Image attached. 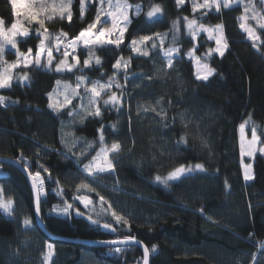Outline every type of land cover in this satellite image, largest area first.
<instances>
[{"label":"trees","instance_id":"obj_1","mask_svg":"<svg viewBox=\"0 0 264 264\" xmlns=\"http://www.w3.org/2000/svg\"><path fill=\"white\" fill-rule=\"evenodd\" d=\"M127 1L140 5L141 11L130 16L119 47H97L90 58L88 49L79 45L80 63L72 72L20 66L12 72L10 87L0 89L9 106L0 124V141L6 146L0 154L22 158L29 171L41 173L39 212L44 228L66 239L51 240L37 226L25 177L13 165L0 163V192L12 201L9 214L0 209V264H41L46 243L53 247L51 264H142L138 245L118 246L121 251L116 252L117 246L75 242L125 236H134L149 248V264H264V155L244 159L252 170V179L245 181L238 146V127L245 119L257 123L259 142L264 145V29H257L259 39L253 47L239 24L243 4L222 7L220 12L213 7L204 14V9L192 12V0L179 7L176 0ZM245 1L264 5L262 0ZM153 5H160L162 13L150 20L146 13ZM95 7V0L86 2L82 20L80 0H73L71 22L52 20L47 23L55 30L51 33L63 30L69 38L75 37L93 22ZM185 16L208 26L223 25L227 43L223 56L207 55L215 41L205 33L192 40L184 27ZM0 18L5 25L13 22L9 0H0ZM177 20L180 31L173 44L169 36ZM156 33H167L164 46L179 49L171 68L159 47L145 43L148 56L132 51L133 39ZM36 38L30 35L19 39V44L30 42L35 47ZM190 49L215 69L207 80L196 78L192 59L186 56ZM95 56L101 58L99 65ZM121 57L129 61L126 73L113 68ZM89 58L91 63L85 67L83 61ZM25 72L27 79L16 77ZM114 73L121 82L118 108L100 102L102 116L83 120L68 114L77 98L59 111L49 108L48 94L57 80L73 82L79 75L106 80ZM101 126L105 142H118L121 150L112 157L113 172L88 177L83 165L101 146ZM77 138L90 141V149L73 145ZM81 152L84 155L79 156ZM196 164L205 170L185 173L167 185L155 179L181 165ZM82 183L92 190L78 188ZM77 196L93 203L85 208ZM100 196L105 198L103 205ZM66 204L72 207L64 213ZM109 204L129 225L116 223ZM54 207L62 214L54 213ZM89 216L99 224L91 223ZM25 218L31 222L29 227H23ZM104 223L116 230L103 228Z\"/></svg>","mask_w":264,"mask_h":264},{"label":"snow or ice","instance_id":"obj_2","mask_svg":"<svg viewBox=\"0 0 264 264\" xmlns=\"http://www.w3.org/2000/svg\"><path fill=\"white\" fill-rule=\"evenodd\" d=\"M242 0H203L202 3L198 2V0H192V12L196 13L201 9L210 11L213 7L215 8L216 12H220L221 8H230L234 3H240ZM264 2V0H262ZM13 10V16L17 17L19 13L17 12V5L22 4L24 6V20L14 19L10 26L5 25V21L3 18H0V89L10 87L11 81L14 78L12 75V70L20 66L21 60L23 61V66L28 68L29 66H36V67H47L49 70L54 62L53 56V47L49 46L53 35L49 32L48 28L45 26L46 22L52 21L56 16L60 19L67 18L69 22L72 19V0H59L58 3H52L51 5L48 4L47 0H9ZM108 8L107 10L104 8L105 0H99L100 7L97 9V13L93 22L89 23L85 28L81 29L78 35L75 37L69 38L68 33L61 30L58 34H55V51L59 52L61 50V46H63L62 56L63 58L59 60L58 63L55 64V70L57 72H72L77 65L80 63L78 57L75 55V52L78 46L82 43L85 48L89 51L90 58L94 55V49L97 47H103L108 44H114L117 47L123 42V36L127 28V24L130 23L128 10L133 7V5L129 4L127 0H107ZM185 0H176V4L179 7L180 5L184 4ZM250 3L245 5V13L249 11ZM136 14L139 15L141 8L140 5L135 6ZM252 11L255 12L254 6H252ZM86 12V3L85 0H80V18L83 20L85 17ZM162 13V7L160 5H153L151 9L147 12V17L151 20L157 17L158 14ZM102 14L106 17L102 19ZM253 19H257L254 15ZM108 19L111 20V28L105 27L104 25L107 23ZM240 20L246 19V16L238 17ZM184 20V27L186 28L188 34L192 37V40L195 41L197 36L201 33H207L209 40H215L216 47L214 49L209 48L207 55L210 56L213 52L218 53L220 56L224 55V50L227 48L226 40L223 36V25L217 24L214 26H206L205 24L198 22L197 19H189L187 16L183 18ZM259 20H264V16H261L258 19L259 27L264 28V22H259ZM24 21L27 22L28 25H39L38 28L35 29L36 34L39 37V43L37 45V50L35 52L34 58H32V48H28L27 53L21 52L18 47V37H27L30 34L29 27L25 26ZM100 27H97V25ZM123 24V26H121ZM240 27L247 33L248 38L253 41V47H256V40L259 39L256 36L255 31L253 28L246 26L245 24H241ZM42 30V31H41ZM179 21L173 22V44L177 41V34L179 33ZM118 33V35H115ZM167 33L159 34L156 33L154 36L144 35L139 37V41L137 39H133L131 41V48L133 52H137L141 55L148 56L149 51L142 46L145 42L152 41V48H156L157 44L155 43L156 39H159L160 50L167 61V66L171 68L173 66V59L174 54L179 53V49L174 46H169L167 48L164 47V42L167 37ZM112 37V38H107ZM138 44L141 47H138ZM10 46L12 49H15V53L17 56V60L14 62L9 63L5 60V51L6 47ZM71 49V53L69 51ZM195 49H190L187 55L190 58H194L197 65V79L207 80L209 76H211L215 69L211 68L207 63H202L200 57H194ZM46 54V64L42 62V57ZM71 54V63L68 62V57ZM85 59L83 61V65L88 67L91 63V59ZM95 63L100 64L101 58L99 56H95ZM129 61L124 60L122 57L118 58L116 62L113 64V68L119 71L121 67H123L125 73L127 72ZM27 73L25 72L22 79H27ZM117 88H121V85L115 81V73L113 77H110L109 80L105 83H101L100 81H92L90 86L87 83V77L83 75H79L76 77V86L75 88L72 87L69 83H63L60 80L56 81L58 86H63V92L59 93L63 95V100H57L55 103L52 102L53 93H49V108L53 109L54 111H59L63 108H66L68 105L72 103V100L75 98H80L83 101V97L81 93L78 91L81 86L84 87V93L88 94V105L85 106L83 102L80 105V108L84 111V117L82 120L87 116L93 117H101L102 110L99 106L101 99L104 95L110 93L108 95V99H103V105L108 106L111 105L114 108H118L121 106V94H117V92L111 91L113 84ZM54 92H58V89H54ZM4 97L0 96V104L4 103ZM147 110V109H145ZM155 110V109H153ZM69 116L79 115V113L75 111H70ZM159 114V113H158ZM249 121H246L247 124ZM245 124H241V132L245 128ZM115 127V125H113ZM100 133L99 142L101 147L96 154L92 156L91 160L83 165L82 171L87 174L88 177H94L99 173L110 172L114 171L115 165L111 158L112 154H117L121 150V145L118 142H113L110 146L105 143V138L103 135V126L98 129ZM183 139V138H182ZM259 137L256 134L255 126L252 129V136L251 140L247 141V144L244 143L243 138L240 146L241 155H253L254 151L256 150L255 145L257 144ZM63 142V141H62ZM75 142H73L74 145ZM67 146V145H66ZM91 147V145H89ZM71 150V148H69ZM262 153H264V148L259 149ZM84 155L83 152L79 154V156ZM79 158V157H78ZM17 163H24V171H26L29 175V178L32 180V187L35 193L36 198V211L39 214V202L40 196L43 191V179L41 178V173L39 171L32 173L29 171L27 163L22 160V158H18ZM194 170L204 171V165L196 164L193 168L192 166H184L181 165L171 172L168 173L166 177H161L157 175L155 179L158 182L164 183L167 185L169 181L178 180L181 178L185 173H191ZM47 172V169H44ZM244 179L250 180L252 176L249 170H245ZM85 188L90 189V185L88 183H82L78 186V188ZM227 187V184H226ZM76 199H79L82 204H84L85 208H87L90 204L93 203L88 197L86 196H77ZM101 205L106 203L105 198L100 196ZM72 205L66 204L65 207L62 209L64 213H67L68 209L71 208ZM12 208V201L9 200L7 203L0 200V209H3L5 212H10ZM108 210L111 212V216L115 219L117 224L121 222L127 226L129 225V221L125 219L122 215L117 214L116 211L112 210V206L108 205ZM79 213V211L77 212ZM99 214V213H98ZM91 223L99 224V220H93L91 216L88 217ZM25 227L30 226V220L25 218L23 221ZM105 229H109L111 231H115L116 229L112 226L111 223H104L101 225ZM129 242L133 243H140L136 240L134 236H125L121 240H111L105 241L103 243H107L109 245H121V244H128ZM48 248L51 249L52 245L49 244ZM116 252H120L121 248L116 247ZM152 252L156 251V246L153 245ZM51 255V253H49ZM48 257H45L47 260ZM255 260V255L253 256ZM143 264H149V248L144 247L143 250Z\"/></svg>","mask_w":264,"mask_h":264},{"label":"rangeland","instance_id":"obj_3","mask_svg":"<svg viewBox=\"0 0 264 264\" xmlns=\"http://www.w3.org/2000/svg\"><path fill=\"white\" fill-rule=\"evenodd\" d=\"M73 1V0H72ZM92 2L93 0H86V2ZM47 2H48V4L49 5H51L52 3H58L59 2V0H47ZM85 2V3H86ZM128 2V1H127ZM198 2H200V3H202L203 2V0H198ZM113 3H115V0H113ZM129 3V2H128ZM250 3V7H249V11L247 12V13H245V5H248ZM130 4V3H129ZM235 4H243V11H242V13L239 15V17H241V16H246V19H244V20H240L239 19V24L241 25L242 23L243 24H245L246 26H248V27H251V28H253L254 29V31H255V34H256V36H257V29H259V30H261V29H264V28H260L259 27V23H258V19L261 17V16H264V5H263V7H259V6H257V5H255L254 4V2L253 1H250V2H248V1H245V0H242V2H240V3H234L233 5H235ZM95 5H96V7H95V14H94V18H95V15H96V13H97V9L100 7V4H99V0H95ZM135 6L136 5H133V7L132 8H130L129 10H128V16H129V19H130V16L131 15H135L136 14V9H135ZM252 6H254V8H255V12H253L252 11ZM104 8L107 10V8H108V3H107V0H105V4H104ZM24 11H25V9H24V6L22 5V4H19L18 3V5H17V12L19 13V15L17 16V17H14V19H20V20H24ZM256 16L257 17V19H253L252 17L253 16ZM146 16H147V13H146ZM158 16H160V14H158L157 15V17ZM101 18L102 19H105L106 17L102 14V16H101ZM148 18V17H147ZM156 18V17H155ZM55 19H60L58 16H56L53 20L55 21ZM67 19V18H66ZM149 19V18H148ZM189 19H196L195 17H193V18H189ZM198 20V19H197ZM49 22H52V21H49ZM49 22H46V27L48 28V30H49V32L51 33V32H53V31H55L54 29H52L51 27H49V24H47V23H49ZM198 22H200L199 20H198ZM259 22H264V20H259ZM24 23H25V26L26 27H29V31H30V34H29V36L30 35H35V36H37L38 37V35L36 34V31H35V29L36 28H38L39 27V25H35L34 23L32 24V25H28L27 24V22L26 21H24ZM11 25V23H9V24H7L6 25V27L7 26H10ZM51 25H57V23L56 24H51ZM59 25V24H58ZM105 27H108V28H111V20L110 19H108V21H107V23L104 25ZM121 26H123V24H121ZM206 26H208V25H206ZM97 27H100V25L98 24L97 25ZM42 31V30H41ZM59 32L58 31H56V33L55 34H58ZM204 33V32H203ZM115 35H118V33H116ZM163 35V34H162ZM205 35L208 37V34L207 33H205ZM246 35H247V33H246ZM29 36H27V37H29ZM154 36V35H153ZM170 42H172V38H173V32L170 34ZM24 38H26V37H18L17 38V40H18V47H19V49L21 50V52H24V53H27V50H28V48H32V58H34V56H35V52H36V50H37V45H38V43H39V37H38V39L36 38V40L33 42L34 44H36L35 45V47L33 46V44L32 43H27V44H24V45H22V46H20V44H19V39H24ZM107 38H112V37H107ZM247 38H248V35H247ZM138 41H139V38H136ZM166 40V39H165ZM215 41V40H214ZM145 43H147V47H151L152 48V41H149V42H145ZM155 43L157 44V47H159V44H160V41H159V39H156L155 40ZM81 46H83V44L81 43L80 44ZM49 46H51V47H53V56H54V62H53V64H52V66H51V68L52 69H55V64L56 63H58L59 62V60L60 59H62L63 58V56H62V52H63V46H61V50L59 51V52H57V51H55V35H54V37H53V39H52V41H51V43H50V45ZM170 46H174V47H177L176 45H170ZM84 47V46H83ZM138 47H141V45H139L138 44ZM143 48H146V45L144 44L143 46H142ZM165 48H167V47H169V46H164ZM216 47V44H215V46H214V48ZM78 49V48H77ZM69 51H70V53H71V49H69ZM159 52H160V55H161V57L163 58V60H164V62H165V65L167 66V61H166V59L164 58V56H163V54H162V52H161V50H160V47H159ZM75 55L77 56V54H76V52H75ZM186 56L187 57H189L188 55H187V53H186ZM174 57H175V54H174ZM194 57H198V56H196L195 54H194ZM5 60H7L9 63H11V62H14V61H16L17 60V56H16V53H15V49H12L10 46H7L6 47V51H5ZM190 58V57H189ZM46 59H47V57H46V54L42 57V62L43 63H45L46 64ZM192 59V63H193V66H194V69H195V75H196V73H197V69H198V65H197V63H196V61H195V59L194 58H191ZM68 62L69 63H71L72 61H71V54H70V56L68 57ZM201 62L202 63H205L202 59H201ZM20 66H23V61L21 60V62H20ZM19 66V67H20ZM18 68V67H17ZM44 68H47V67H44ZM16 69V68H15ZM48 69V68H47ZM14 70V69H13ZM13 70H12V72H13ZM120 70H124L123 69V67H121V69ZM16 77L17 78H19V79H21L22 80V77H23V74H17L16 75ZM111 77H113V76H111ZM110 78V77H109ZM109 78L108 79H106V80H99V79H93V78H88L87 77V83L89 84V86H90V84H91V82L92 81H100L101 83H105V82H107L108 80H109ZM23 80H25V79H23ZM115 81L116 82H118L120 85H121V82L120 81H118V79L116 78V76H115ZM62 82V85H63V83H69V84H71L72 85V87L73 88H75V86H76V79L73 81V82H67V81H61ZM58 86L57 84H55L54 85V87H53V89L49 92V93H53V98H52V102L53 103H55L57 100H60V101H62L63 100V95L62 94H59V93H62L63 92V86ZM113 87H115V89L113 88ZM54 89H58V92H54L53 90ZM118 88L115 86V83L113 84V86H112V89H111V91H114V92H117V94H121L120 93V91H118L117 90ZM80 93H81V96L83 97V101L80 99V98H77L76 99V104H75V106L72 108V110L71 111H75V112H77V113H79V115H75V116H73V120L75 119V118H77V119H79V118H81V117H83L85 114H84V111H83V109H81L80 108V105H81V103L83 102V104L85 105V106H87L88 105V94H85L84 93V87L83 86H81V88L78 90ZM108 95H110V93H108V94H106V95H104L103 97H102V99H101V102L103 101V99H108ZM121 101H122V95H121ZM103 103V102H102ZM122 104V103H121ZM8 109H9V106L8 105H5L4 103L3 104H0V124H3L4 123V121H5V114H6V112L8 111ZM246 121H249L247 124H245V122ZM70 123H68L67 125H69ZM241 124H245V128H244V130H243V133L241 132V128H240V125ZM240 125H239V127H238V146H239V153H240V157H241V165H242V176H243V179H244V173H245V170L247 169V170H249L250 171V174H251V176H252V170H251V163H246L245 161H244V159H250L254 154H256V153H259V154H262V155H264V153H262L259 149H261V148H264V145H261L260 144V138H259V140H258V142H257V144L255 145V148H256V150L254 151V153H253V155H251V156H249V155H241V150H240V146H241V142H242V138H243V141H244V143L245 144H247V141H250L251 140V136H252V129H253V127L255 126V128H256V134H257V136H258V133H257V129H258V125H257V123L256 122H254V121H252L251 119H245L242 123H241ZM259 137V136H258ZM73 142H75L74 143V145L75 146H79V147H82L83 148V150L84 151H87V150H89L90 149V147H89V145H92L91 144V142L90 141H86V140H84V139H81V138H77V139H74L73 140ZM106 143V142H105ZM113 143V142H112ZM112 143H106L108 146H110ZM101 147V146H100ZM99 147V148H100ZM99 148H98V150H99ZM3 149H6V146L0 141V150L2 151ZM97 150V151H98ZM6 152V151H5ZM4 154V153H3ZM96 154V153H95ZM94 154V155H95ZM5 155H8L7 153H5ZM93 155V156H94ZM116 154H112L111 155V158L113 157V156H115ZM92 158V157H91ZM91 158L86 162V163H88L90 160H91ZM113 160V159H112ZM85 163V164H86ZM187 166H192L193 168L195 167V165H187ZM174 170V169H173ZM172 171V170H171ZM170 171V172H171ZM110 172H113V171H110ZM3 173V171H2V169H1V167H0V174H2ZM35 173V172H34ZM105 173V172H104ZM169 173V172H168ZM168 173L166 174V175H164V177H166L167 175H168ZM245 180V179H244ZM246 181V180H245ZM248 181V180H247ZM41 195H43V191H42V194ZM0 200H2L3 202H5V203H7V201H9V200H7V199H4L3 197H2V195H1V192H0ZM4 213H6V214H9L10 212H5L3 209H1ZM52 211L54 212V213H58V214H62V211L61 210H59L57 207H54L53 209H52ZM30 225H31V223H30ZM23 227H25V225H24V223H23ZM29 227V226H28ZM49 244H51V243H46L45 244V250H44V253H43V255H42V257H41V264H51V260H52V258H53V256H54V252H53V247L51 248V249H49L48 248V245ZM52 245V244H51ZM49 253H51V255H49ZM48 257V259L47 260H45V257Z\"/></svg>","mask_w":264,"mask_h":264},{"label":"water","instance_id":"obj_4","mask_svg":"<svg viewBox=\"0 0 264 264\" xmlns=\"http://www.w3.org/2000/svg\"><path fill=\"white\" fill-rule=\"evenodd\" d=\"M0 163H3V164H10V165H13L14 167H16L22 174L23 176L25 177L30 189H31V192H32V197H33V209H34V219H35V223L37 224V226L42 229V231L48 236L49 239L51 240H55V239H62V240H66L65 238H62V237H58V236H55L51 233H49L48 231H46V229L44 228V225H43V222L41 220V217H40V212L39 214H37V211H36V198H35V193L33 191V187H32V180L29 178V175L26 171H24V166L20 163H17V160L10 157L9 155H5V154H0ZM121 240V239H119ZM76 241H79V242H82V243H85V244H88V245H96V246H122V245H130V244H134V245H138L140 247V249L142 250V255H143V250H144V245L140 242V243H133V242H129L128 244H121V245H109L107 243H103L105 241H99V240H75ZM138 241V240H137ZM142 264H143V257H142Z\"/></svg>","mask_w":264,"mask_h":264}]
</instances>
